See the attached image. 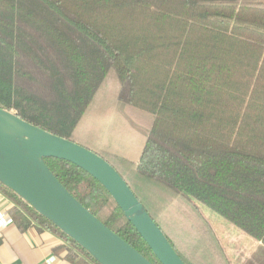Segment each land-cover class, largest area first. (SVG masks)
<instances>
[{
    "label": "trees",
    "instance_id": "obj_1",
    "mask_svg": "<svg viewBox=\"0 0 264 264\" xmlns=\"http://www.w3.org/2000/svg\"><path fill=\"white\" fill-rule=\"evenodd\" d=\"M0 109L107 161L184 264H232L203 207L264 247V0H0ZM116 113L134 132L133 156L103 147ZM44 162L160 264L96 179ZM0 189L19 229L46 228L70 262L99 264Z\"/></svg>",
    "mask_w": 264,
    "mask_h": 264
},
{
    "label": "water",
    "instance_id": "obj_2",
    "mask_svg": "<svg viewBox=\"0 0 264 264\" xmlns=\"http://www.w3.org/2000/svg\"><path fill=\"white\" fill-rule=\"evenodd\" d=\"M44 158L70 162L96 179L160 264H184L120 174L102 157L0 109V183L85 249L99 264H152L86 209Z\"/></svg>",
    "mask_w": 264,
    "mask_h": 264
},
{
    "label": "crops",
    "instance_id": "obj_3",
    "mask_svg": "<svg viewBox=\"0 0 264 264\" xmlns=\"http://www.w3.org/2000/svg\"><path fill=\"white\" fill-rule=\"evenodd\" d=\"M11 199L0 189V212L8 214ZM66 242L56 233L30 225L19 229L13 222L0 228V264H73L65 257Z\"/></svg>",
    "mask_w": 264,
    "mask_h": 264
},
{
    "label": "rangeland",
    "instance_id": "obj_4",
    "mask_svg": "<svg viewBox=\"0 0 264 264\" xmlns=\"http://www.w3.org/2000/svg\"><path fill=\"white\" fill-rule=\"evenodd\" d=\"M112 118L103 140V147L133 156V145L137 144L133 139V130L119 114H114ZM133 120L140 124L142 118L134 117ZM203 212L214 226L232 264H264V247L260 242L242 233L211 210L203 207Z\"/></svg>",
    "mask_w": 264,
    "mask_h": 264
},
{
    "label": "built area",
    "instance_id": "obj_5",
    "mask_svg": "<svg viewBox=\"0 0 264 264\" xmlns=\"http://www.w3.org/2000/svg\"><path fill=\"white\" fill-rule=\"evenodd\" d=\"M10 223H12L11 217L5 213L0 212V228Z\"/></svg>",
    "mask_w": 264,
    "mask_h": 264
}]
</instances>
